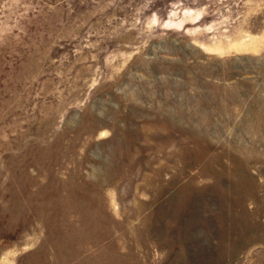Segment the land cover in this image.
Instances as JSON below:
<instances>
[{"label":"rangeland","instance_id":"1","mask_svg":"<svg viewBox=\"0 0 264 264\" xmlns=\"http://www.w3.org/2000/svg\"><path fill=\"white\" fill-rule=\"evenodd\" d=\"M0 264H264V0H0Z\"/></svg>","mask_w":264,"mask_h":264}]
</instances>
